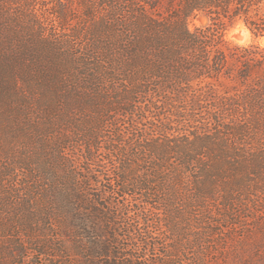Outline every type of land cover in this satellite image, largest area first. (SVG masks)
<instances>
[{"label": "trees", "instance_id": "16d2710c", "mask_svg": "<svg viewBox=\"0 0 264 264\" xmlns=\"http://www.w3.org/2000/svg\"><path fill=\"white\" fill-rule=\"evenodd\" d=\"M46 1L0 0V99L22 92L0 236L59 264H229L234 243L264 264V48L223 39L264 37V0Z\"/></svg>", "mask_w": 264, "mask_h": 264}, {"label": "rangeland", "instance_id": "374dc122", "mask_svg": "<svg viewBox=\"0 0 264 264\" xmlns=\"http://www.w3.org/2000/svg\"><path fill=\"white\" fill-rule=\"evenodd\" d=\"M42 2L44 1L46 4L48 1L46 0H41ZM69 5H70V9L72 7L74 14H75V18L79 19L80 18V9L81 6L78 3V0H68ZM51 4L48 3L47 7H50ZM11 10V9H10ZM49 11H45L42 15V18H45V21L47 23V28L48 30L53 31L54 29H57V23L54 22L53 20L50 19L51 15L48 13ZM240 22V21H238ZM234 23L233 25L229 26L227 28V30L224 32L223 35V39L224 42L229 45V46H239L235 44V39H239V34H235L232 40H227L225 39L227 33L235 27V25L238 23ZM242 23V22H241ZM208 24V20L204 17H199L196 18L194 20H191L189 23V29L190 30H194L195 28H199L202 26H205ZM31 26L29 27H25L24 29L27 30L31 33V31L29 30ZM33 30H35V26L33 25ZM10 31L14 30V29H10ZM15 32V31H14ZM8 39H11L8 37ZM259 39V38H258ZM255 39L252 34H251V40L252 42L249 43H256L255 41L258 40ZM2 40L0 39V46L2 44ZM22 93L21 90L20 92H18L17 94L11 95L9 96V100L7 99H0V132H5V129L8 127V123L7 121H10V117L6 115V111L8 110L9 104L12 105V108H16L21 106L22 104V100H19V94ZM15 106V107H14ZM25 144L23 141H18L14 147L12 148L11 154H14V156H16L15 154L18 155H23L25 150L23 151V149H25ZM1 148V147H0ZM21 148V150H20ZM27 154V153H26ZM14 222L8 221L5 224L4 228H9L11 227V225ZM24 232V231H23ZM8 234L9 236H7L6 239L3 235L0 236V250L3 251V254L0 256V264H59L58 262H56L55 259H53L52 257L44 259L43 257L37 255L35 252L31 251V250H25L22 251L21 249V241H26V242H30L28 239L26 240V235L23 236V233L19 234V232H14L13 228L11 227L10 229H8ZM25 234V233H24ZM9 241L11 243V248L15 251L13 254H10L11 250L9 247V244H6V242ZM33 242V240L31 241V243ZM233 248H236L235 251H233L232 254H227L226 257L228 259H230L229 264H239L236 262V259H240L242 258V260H247L250 256L251 253L247 250L248 248L244 250L245 247H243V245H238V244H232ZM234 254V255H233ZM21 255V256H19ZM54 254L52 253L51 256H53ZM234 256V257H233Z\"/></svg>", "mask_w": 264, "mask_h": 264}, {"label": "clouds", "instance_id": "9594fccd", "mask_svg": "<svg viewBox=\"0 0 264 264\" xmlns=\"http://www.w3.org/2000/svg\"><path fill=\"white\" fill-rule=\"evenodd\" d=\"M239 34V39H235V44L241 47H248L249 43L252 42L251 40V33L248 29L244 26L243 23L238 22L234 28H232L226 35L225 39L232 40L235 34ZM261 48H264V37L259 38L255 41Z\"/></svg>", "mask_w": 264, "mask_h": 264}]
</instances>
